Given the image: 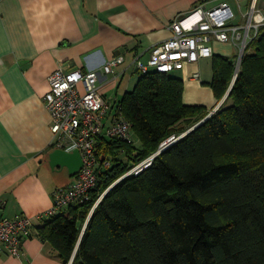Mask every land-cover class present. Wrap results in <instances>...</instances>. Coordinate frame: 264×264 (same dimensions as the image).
I'll use <instances>...</instances> for the list:
<instances>
[{"label":"trees","instance_id":"obj_1","mask_svg":"<svg viewBox=\"0 0 264 264\" xmlns=\"http://www.w3.org/2000/svg\"><path fill=\"white\" fill-rule=\"evenodd\" d=\"M237 56L213 55L209 84L220 100ZM184 90L181 77L151 70L120 99L135 142L100 138L96 152L112 165L87 199L38 227L63 264L78 244L72 264H264V25L219 109L142 172L120 179L214 110L185 103Z\"/></svg>","mask_w":264,"mask_h":264},{"label":"crops","instance_id":"obj_2","mask_svg":"<svg viewBox=\"0 0 264 264\" xmlns=\"http://www.w3.org/2000/svg\"><path fill=\"white\" fill-rule=\"evenodd\" d=\"M222 1L231 4L236 22H245L246 12H238L242 3L239 7L236 0H0V218H32V235L20 245L22 255L0 250V264H63L38 235L56 190L77 178L67 166L50 164L49 153L55 148L44 103L50 74L58 68H99L122 54L125 62L100 81L107 102L113 98L119 103L120 93L114 91L129 72L134 77L139 70L135 58L148 60L152 47L172 35L170 25L179 15L199 4L213 8ZM257 3L264 13V0ZM213 46L214 54L238 53L231 41H215ZM201 62H188L174 75L184 80L185 103L211 109L223 98L209 84L213 75L203 79ZM197 71L201 80L193 78Z\"/></svg>","mask_w":264,"mask_h":264},{"label":"built area","instance_id":"obj_3","mask_svg":"<svg viewBox=\"0 0 264 264\" xmlns=\"http://www.w3.org/2000/svg\"><path fill=\"white\" fill-rule=\"evenodd\" d=\"M236 1L241 7L243 0ZM257 2L258 0L251 1L248 11L243 14L246 18L244 23L236 22L237 13L227 1H222L213 8L199 4L171 23L172 35L152 47L148 60L137 57L133 63L142 73L151 70L170 73L185 68L188 62H199L203 58L212 57L213 42L231 41L238 49L237 61L241 64L248 44L257 37L259 28L264 25V13ZM125 60V56L118 54L99 68L69 71L58 68L50 74V86L44 95V103L51 116L52 145L68 152L78 149L83 167L75 182L56 190L54 204L47 211V216L56 215L87 199L90 190L98 184L101 170L112 165L110 159L102 161L96 152V144L100 138L116 137L128 143L135 142L132 122L120 110L116 108L114 115L108 119L110 104L104 97L100 84L102 77L111 74L114 67ZM237 75L236 72L233 80ZM193 78L201 80V73L195 72ZM180 136L169 137L162 142L158 151L167 149ZM158 151L134 165L123 177L142 172L152 164ZM31 235L32 218L29 215L17 214L15 217L0 218V250L20 257L21 242Z\"/></svg>","mask_w":264,"mask_h":264},{"label":"water","instance_id":"obj_4","mask_svg":"<svg viewBox=\"0 0 264 264\" xmlns=\"http://www.w3.org/2000/svg\"><path fill=\"white\" fill-rule=\"evenodd\" d=\"M240 68V64L238 63L236 72L238 73ZM238 76V75H237ZM237 78V77H236ZM236 78L233 80L228 92L225 94V96L223 97L222 101L220 102V104L214 109L212 110L211 114H209L206 118H204L201 122L195 124L192 128H190L187 132H185L184 134H182L180 136V138H182L183 136H185L187 133H189L191 130H193L195 127H197L198 125H200L202 122H204L205 120H207L215 111H217L219 109V107L225 102V100L227 99L228 95L230 94V91L236 81ZM163 150L158 151L157 155L159 153H161ZM49 157H50V164L53 168H55L57 165H61V166H67L69 168V172L71 175H77L80 170L83 167V159L82 156L80 154V151L78 149L73 150L72 152H68L64 149H60V148H55L54 150H52L49 153ZM106 158L105 155L101 156V160L103 161ZM123 176L120 178L122 179ZM119 179V180H120ZM118 180V181H119ZM117 181V182H118ZM108 191V190H107ZM105 191V193L107 192ZM104 196V194L102 195V197ZM79 246V244H78ZM78 246L74 252V255L70 261L69 264L73 263V260L75 258L76 255V251L78 249Z\"/></svg>","mask_w":264,"mask_h":264},{"label":"rangeland","instance_id":"obj_5","mask_svg":"<svg viewBox=\"0 0 264 264\" xmlns=\"http://www.w3.org/2000/svg\"><path fill=\"white\" fill-rule=\"evenodd\" d=\"M232 4H233V6L236 8L237 7V3H236V1H233L232 2ZM249 4H248V0H245V1H242V8L241 9H238V7H237V10H238V12H247L248 11V9H249V6H248ZM202 72H203V79H206V77H209L210 78V76H214V71H213V58H205V59H202ZM236 69H237V66H238V61H237V58H236ZM241 63H242V61H241ZM240 68H241V64H240ZM240 68H239V71H240ZM239 71H238V73H239ZM175 73H178L176 70L175 71H172L171 72V74H175ZM235 74H236V72H235ZM132 75H133V73H132ZM131 75V72H129L127 75H126V77H125V79H124V82H123V85H121V83L118 85V88H119V90L118 89H115V91H114V93H116L117 91H119V95H120V97L122 98L123 97V95L125 94V92H126V87L128 88V89H133L134 87H135V85H136V83L138 82V80H139V78L141 77V75H142V72L140 71V70H137V71H135V73H134V77ZM235 76V75H234ZM130 77L131 78H133V82H129V79H130ZM122 81V80H121ZM233 82V81H232ZM118 102L117 101H115L113 98H112V100H110V102H109V104H110V109H115V108H113V107H115V105L117 104ZM117 108V107H116ZM209 114H211V112L209 113ZM193 127V126H192ZM192 127H190V128H192ZM190 128H188L186 131H183L182 132V134H184L185 132H187ZM181 134V135H182ZM171 137V136H170ZM120 157H122V158H126L127 159V155H126V153L125 152H122V153H120ZM71 261V260H70ZM70 263V262H69Z\"/></svg>","mask_w":264,"mask_h":264}]
</instances>
